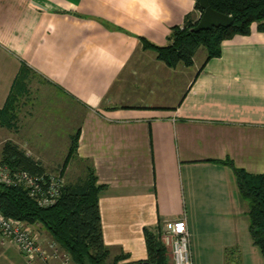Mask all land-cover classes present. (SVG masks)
Wrapping results in <instances>:
<instances>
[{"label": "crops", "instance_id": "crops-1", "mask_svg": "<svg viewBox=\"0 0 264 264\" xmlns=\"http://www.w3.org/2000/svg\"><path fill=\"white\" fill-rule=\"evenodd\" d=\"M188 14L200 15L195 0H0V111L23 65L30 88L39 85L20 96L17 128L0 125L1 138L47 166L37 148L45 132L55 117L65 116L63 129L74 120L78 158L107 186L104 240L110 256L127 255L119 264L148 258L145 228L183 216L194 264L259 250L228 162L264 173V32L254 24L216 57L199 49L191 67L143 50L142 37L166 45ZM165 73L185 79L169 91ZM0 264L30 263L0 236Z\"/></svg>", "mask_w": 264, "mask_h": 264}, {"label": "trees", "instance_id": "trees-1", "mask_svg": "<svg viewBox=\"0 0 264 264\" xmlns=\"http://www.w3.org/2000/svg\"><path fill=\"white\" fill-rule=\"evenodd\" d=\"M195 1L200 15L196 17L188 14L183 25L172 27L166 45H157L141 38L143 48L155 51L157 58L171 68L179 65L193 66L201 47L206 48L209 58L221 55L223 41L236 35L250 34L254 24L259 31L264 32V0H209L213 9L232 16L233 24L198 32L192 29L199 23L203 9L199 0ZM31 72L29 67L23 65L12 85L7 104L0 111V124L3 126L14 127L17 119L14 110L20 96L28 91ZM78 141L79 131L70 145V154L77 151ZM228 164L237 176L243 198L249 204L247 214L250 219V233L254 244L264 256V173L251 174L236 167L232 161ZM3 166L15 172H29L32 176L48 179L41 160L29 155L12 140L5 142L2 147L0 168ZM106 188L105 184H99L96 171L91 166L87 176L63 186L54 205L43 207L35 198L30 197L24 185L0 183V209L6 216L17 221L31 225L40 224L71 255L76 264H119L127 255L110 256L111 249L104 240L99 198ZM162 226L160 222L155 229L145 228L149 256L132 264H171L169 250L161 239Z\"/></svg>", "mask_w": 264, "mask_h": 264}, {"label": "built area", "instance_id": "built-area-1", "mask_svg": "<svg viewBox=\"0 0 264 264\" xmlns=\"http://www.w3.org/2000/svg\"><path fill=\"white\" fill-rule=\"evenodd\" d=\"M49 177L39 178L29 172H15L7 166L0 168V183L24 185L30 197L35 198L43 207L54 205L62 190V185ZM0 236L10 242L30 264H76L55 240L41 238L29 224L6 216L1 209ZM162 241L170 248L173 264H194L186 216L164 221Z\"/></svg>", "mask_w": 264, "mask_h": 264}, {"label": "rangeland", "instance_id": "rangeland-1", "mask_svg": "<svg viewBox=\"0 0 264 264\" xmlns=\"http://www.w3.org/2000/svg\"><path fill=\"white\" fill-rule=\"evenodd\" d=\"M202 49L204 50L205 47H201L200 48V50H202ZM143 50L144 51H151L154 55L157 56L156 52L153 51V50H147V49H144V48H143ZM197 54H198L197 55V59L200 61V59L203 56L202 51H200V53H197ZM165 74L167 75V73H165ZM173 75L174 76L176 75V77L174 78ZM173 79L177 81L176 84L178 86L180 84V82L184 81L185 76L182 73H174V74L172 73V74H168L166 77L163 76L161 80H162L163 83H167V89H169V91H171L172 87H168V84L172 85V82L174 81ZM34 80L35 79H33V81ZM37 84H38L37 81H35L33 83V86L31 85L33 87V91L35 93H37L36 90H37V88L39 86ZM31 88H30V86L28 84V91ZM174 88L176 89L177 87H174ZM26 93L24 95H26ZM20 101H21V99H20ZM18 103H17V105H18ZM15 110H16V108H15ZM15 115H17L16 112H15ZM64 118H65V116H59V117H55L54 118V120L52 122H54L53 126L56 129L54 131H52V130H49L48 132L44 131L47 134V138L44 139V141H43L44 144L41 145L42 147H39V146L37 147L38 150L41 152V155L43 156V159L46 161V164H47V166H45L46 174H47L46 176L47 177L51 176V178H53L56 182H59L62 185L61 188H63V186H65L66 184L76 182L81 177L87 176L88 169L92 166L91 162L89 160H80L78 158V155H77L76 151L74 152V154H70V149H71L70 145L72 144L73 139L76 136V132H78V131L75 130V131L70 133L71 127H73L75 125L74 120H72L70 125L67 124L65 129L60 128L62 126V124H63L62 123V119H64ZM16 124L18 125L17 119L14 122V127H13L14 129L17 128ZM0 125L3 126L2 124H0ZM3 127L9 128L8 126H3ZM22 133L25 136L26 132H22ZM50 136L52 137V141L51 142L49 141L50 140ZM54 139H56L57 142H60L58 144V146L56 145ZM7 141L8 140H5V139L3 140L1 138V133H0V156H1L2 147H3L4 143L7 142ZM68 141L71 144L68 145L69 148L66 149V146H63V144L67 143ZM56 162H59V163H56ZM37 225L40 226V227H36L34 225H31V224H29V227L31 226L32 230L35 233H37V235L40 236V237H41V234H40L41 233V229L43 230V232H47L50 235V233L46 229H44L40 224H37ZM162 229H163V226H162ZM161 239H162V236H161ZM51 240H53V239H51ZM167 248L169 250V254H170L169 256H170L171 264H173L170 248L169 247H167ZM253 250H254L253 247H252L251 250H247L246 248L245 249L242 248V254H239L238 252H235L234 256L232 255V257H230V255H229V260H228L227 264H234V263H236V264H264V256L261 253V251L258 250V248H257V249H255V250H257V254H254ZM239 256H240L241 259H239ZM234 258L237 261H234ZM111 259H113V258H111ZM213 260H211V259L209 260L207 258L206 259L202 258L201 261H205V263L206 262L209 263L210 261L213 262Z\"/></svg>", "mask_w": 264, "mask_h": 264}, {"label": "water", "instance_id": "water-1", "mask_svg": "<svg viewBox=\"0 0 264 264\" xmlns=\"http://www.w3.org/2000/svg\"><path fill=\"white\" fill-rule=\"evenodd\" d=\"M203 9V14L197 26L192 31L198 32L202 30H210L214 27H229L233 24V17L216 11L210 5L209 0H199Z\"/></svg>", "mask_w": 264, "mask_h": 264}]
</instances>
